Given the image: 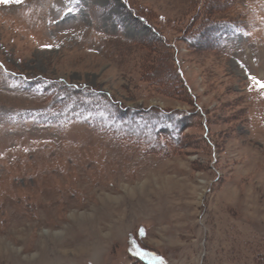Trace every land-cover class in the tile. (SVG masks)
I'll return each instance as SVG.
<instances>
[{
    "label": "rangeland",
    "instance_id": "1",
    "mask_svg": "<svg viewBox=\"0 0 264 264\" xmlns=\"http://www.w3.org/2000/svg\"><path fill=\"white\" fill-rule=\"evenodd\" d=\"M251 76L264 0L0 3V264H264Z\"/></svg>",
    "mask_w": 264,
    "mask_h": 264
},
{
    "label": "snow or ice",
    "instance_id": "2",
    "mask_svg": "<svg viewBox=\"0 0 264 264\" xmlns=\"http://www.w3.org/2000/svg\"><path fill=\"white\" fill-rule=\"evenodd\" d=\"M12 2L20 4L22 3V0H0V3H5V4ZM45 47H51V45H45ZM250 79L254 81L255 84L258 85L261 90H264V81L257 79V77L255 76H251Z\"/></svg>",
    "mask_w": 264,
    "mask_h": 264
}]
</instances>
